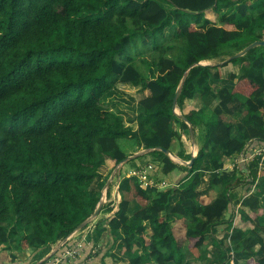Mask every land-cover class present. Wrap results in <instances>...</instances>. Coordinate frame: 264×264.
Here are the masks:
<instances>
[{
    "label": "trees",
    "instance_id": "trees-1",
    "mask_svg": "<svg viewBox=\"0 0 264 264\" xmlns=\"http://www.w3.org/2000/svg\"><path fill=\"white\" fill-rule=\"evenodd\" d=\"M257 41L264 0H0V253L20 264V252L45 256L66 241L98 209L95 181L106 166L115 175L100 213H114L120 253L110 264H190L213 248L223 254L210 264H264V154L256 153L264 152V45L233 58ZM132 42L156 55L151 76L128 51ZM228 64L239 66L237 82L215 89ZM120 83L151 93L138 103L136 130L103 104ZM253 143L262 147L228 170ZM142 150L160 158L163 174L185 178L159 191L123 176ZM240 187L255 189L235 211Z\"/></svg>",
    "mask_w": 264,
    "mask_h": 264
},
{
    "label": "crops",
    "instance_id": "crops-1",
    "mask_svg": "<svg viewBox=\"0 0 264 264\" xmlns=\"http://www.w3.org/2000/svg\"><path fill=\"white\" fill-rule=\"evenodd\" d=\"M215 73H216V70H212V74H215ZM220 74H221V78L219 80H213L212 86L215 89L223 88V87H228L229 89H231L233 87V85L237 82V79L232 80V75H239V66H237L235 64H228V65H226L220 69ZM143 92H144V96L141 99L148 97L151 94L149 90H145ZM195 104H196L195 100H187L184 104V107L190 108L192 106H195ZM217 105H218V101H214L210 107H211V109H214ZM126 123H127V125L133 127L134 130H136L138 127L137 122H136V118H134V117H133V121L131 120L129 122L128 120H126ZM201 144H202V135H198L197 145L199 146ZM261 147H262V145H259L257 143H253L251 149H248V151H246L242 155H238L235 158L234 162L236 160L240 159L244 155H250L251 151H253L252 150L253 148H261ZM126 150H128V152L131 153L135 149H134V146L132 145V148L129 147ZM177 150L180 151V148H177ZM133 154L134 155L137 154L138 156L132 157L131 159L126 161V164L122 168V175L123 176H131L133 173L142 172L145 170V168L148 165L152 164L154 166V169L151 172H149L150 174L148 175L149 179L152 180V182H153V184L150 186L159 190V191L165 190L169 186H173L175 184L178 185L179 182L182 179H184L186 176V173L184 171H179V170L173 172L170 175L163 174L161 168L159 167L160 158L157 155H154L153 153L148 152L147 150H142L140 152H135ZM166 154L168 156H170L171 158H173L174 160H178V157L176 156L175 152H173V153L167 152ZM131 156H133V155H131ZM195 156H194V158H195ZM209 161H210V158L206 157L205 161H204V167L205 168L209 164ZM262 165H264V164H262ZM231 166H233V167L230 168ZM231 166H229V168H228L229 170H232L234 168L235 164L233 163ZM238 166L241 167L243 165L238 164ZM110 172L111 171L109 170L108 167H106V166L101 167L100 168V177L97 178L96 181L103 179V178H106L108 176L109 179L111 180L109 183L111 184V182L113 181V177L115 175V171L112 173L111 176H109L108 174H110ZM96 181H95V183H96ZM112 188H113L112 189V196H113V200L115 202L114 206H116V208H118V204L120 202V197L118 196L117 184L113 185ZM144 188H145V186H144ZM200 189L205 194L208 193L207 187L202 186V188H200ZM246 189H247V187H245L243 189L240 187L238 189H235L232 192L233 210L235 209V211H238L241 201L248 194L253 193L255 188L253 187L251 189L250 193ZM115 190L117 192V196H118L117 198L114 194ZM106 191L107 190H105V193H104V201L105 202L108 200ZM262 201L264 203V196L262 198ZM105 202L103 204H105ZM174 204H175V201L173 200L171 203V206L169 207V211L172 210ZM135 207H136V205L133 204L132 208L134 209ZM230 212H232V209ZM230 214H232V213H230ZM230 214L227 213L225 215L226 220H228L230 218ZM113 215H114V213H98V215L94 219H92L86 226H84L82 229H80V231L79 230L76 231L66 241H63L59 245L52 246L51 248H49L50 251L45 256H44L42 251L35 253L33 255H31L30 252H27V253L20 255V258H19L20 263L21 264H41L42 262L49 260L53 255L60 253L66 246H68V245L71 246L74 243L82 241L83 242V248L79 251V253L75 259L69 260V264H103L104 257L107 256L108 254H110V251L115 244V239L112 236L111 229L109 227V221L113 217ZM170 217L173 220L178 218L177 216H175L173 214H171ZM92 225H93V228H95V232L92 234L90 233L88 240L85 239V241H84L82 239V236L84 235V233L82 231L85 228H87L89 231L91 229ZM121 238H122V236H118L117 237L118 241H120ZM212 242H213L212 237L209 236L206 246H209ZM216 249L217 248L211 249L209 251V254L215 252ZM218 252H220V251H218ZM105 261L107 264H110L111 259H106ZM204 261H206V260H204ZM197 262H198V260H197ZM199 262H201V261H199ZM0 264H13L12 260H11V256L8 252H1L0 253Z\"/></svg>",
    "mask_w": 264,
    "mask_h": 264
},
{
    "label": "rangeland",
    "instance_id": "rangeland-1",
    "mask_svg": "<svg viewBox=\"0 0 264 264\" xmlns=\"http://www.w3.org/2000/svg\"><path fill=\"white\" fill-rule=\"evenodd\" d=\"M134 41V40H133ZM143 45V44H142ZM142 45H139V47L137 48L134 44V42L131 43V46L128 48V51L131 52V54L133 56H137L136 59V63L138 68L140 69V71L143 73L144 76H151V67L154 64V60L156 58V55L154 54L153 51L149 50L148 48H146L144 45V47H142ZM238 51V47H235L232 49V53H235ZM139 52V54H138ZM205 65L207 64H211V65H215L216 63L214 61L212 62H208V63H204ZM151 66V67H150ZM144 96V92L141 89V86H133L130 84H118L116 87V91L114 92V94L110 97H108L107 100L103 101V104L106 108H111L114 109L115 111L121 112L122 114L125 115V120H128L129 122L131 121L130 119H132L134 117V115L137 113V111L139 110V100ZM121 146L123 149H127V145L125 146V140L121 141ZM261 154H264V152L259 151L258 156H260ZM134 155V154H132ZM130 157V156H129ZM264 159V156H263ZM236 163V161L234 162V164ZM233 166H231L230 168H232ZM229 170V169H228ZM260 173H264V165H260ZM109 176H111L110 174H108ZM262 176V175H261ZM111 180L109 179V177L107 176L106 178L100 179L98 181H96L95 183V192L97 195H99L101 197V202L100 203H104V193L105 190H107L108 186L110 185ZM109 183V184H108ZM113 189V188H112ZM243 189V188H242ZM118 191V188H117ZM107 192V191H106ZM114 194L116 196V198L119 196H117V192L116 190L114 191ZM103 197V198H102ZM108 200L105 202V204L110 203V198H107ZM102 207H104V205ZM115 205V203H113V206ZM102 210V209H101ZM101 212V211H100ZM103 213H108L103 212ZM237 215V214H236ZM264 219V218H263ZM262 219V220H263ZM80 231V230H79ZM84 233V235L82 236V239L85 241L88 240V237L90 236V233H94L95 232V228H93V225L91 226L90 231H88L87 228L83 229L82 231ZM227 237V236H226ZM14 248L18 247V244L16 242L12 243ZM115 245V244H114ZM114 247V246H113ZM111 249V253L112 255L109 254V256H106V259H113L116 258V256H119V249ZM219 250L216 249L215 252L210 253V259L206 260V261H201V262H191L190 264H210L211 261L213 259L216 258H220V256H222L223 253L218 252ZM9 253V252H8ZM27 252H20L21 254H24ZM10 254V253H9ZM11 256V254H10ZM127 259L125 260V263H127ZM21 264V263H20Z\"/></svg>",
    "mask_w": 264,
    "mask_h": 264
},
{
    "label": "built area",
    "instance_id": "built-area-1",
    "mask_svg": "<svg viewBox=\"0 0 264 264\" xmlns=\"http://www.w3.org/2000/svg\"><path fill=\"white\" fill-rule=\"evenodd\" d=\"M243 161H245V159H243ZM153 169H154V166L150 164L145 168L144 171L133 173L132 175H137L141 179L143 187L145 186L146 188L153 184L152 180H150L148 176L150 174L149 172H151ZM82 248H83L82 241L74 243L71 246L68 245L60 252V254L53 255L48 261L44 262L43 264H65L64 261L67 258L75 259L80 249Z\"/></svg>",
    "mask_w": 264,
    "mask_h": 264
},
{
    "label": "water",
    "instance_id": "water-1",
    "mask_svg": "<svg viewBox=\"0 0 264 264\" xmlns=\"http://www.w3.org/2000/svg\"><path fill=\"white\" fill-rule=\"evenodd\" d=\"M259 45H264V41H257V42H254L253 44H251L250 46H248L247 48H245L243 51H241L240 53H238L237 55H235L233 58H238V57H241L242 55H244L246 52H248L249 50L259 46ZM180 95V89L177 90L176 94H175V97H174V100H173V106L174 108H176V105H177V100H178V97ZM190 127H192V125L189 123ZM167 153V152H166ZM138 156L137 154L136 155H133L131 157H129L127 160L131 159L132 157H136ZM126 160V161H127ZM102 206H103V203H100L98 209L96 210L95 214L93 215L92 219H94L98 213H100L101 209H102ZM91 219V220H92ZM91 220L89 221H86L84 222L83 224H81L78 228H77V231L82 229L84 226H86Z\"/></svg>",
    "mask_w": 264,
    "mask_h": 264
},
{
    "label": "clouds",
    "instance_id": "clouds-1",
    "mask_svg": "<svg viewBox=\"0 0 264 264\" xmlns=\"http://www.w3.org/2000/svg\"><path fill=\"white\" fill-rule=\"evenodd\" d=\"M259 151H257L256 153L258 154ZM264 156V155H263ZM243 159V156L241 157ZM48 261V260H47ZM46 262V261H45ZM44 263V262H43Z\"/></svg>",
    "mask_w": 264,
    "mask_h": 264
}]
</instances>
